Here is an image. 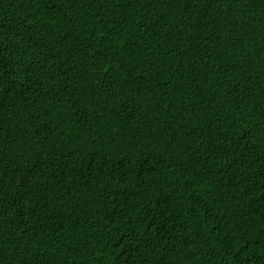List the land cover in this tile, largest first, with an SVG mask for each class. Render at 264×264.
<instances>
[{"label": "trees", "instance_id": "16d2710c", "mask_svg": "<svg viewBox=\"0 0 264 264\" xmlns=\"http://www.w3.org/2000/svg\"><path fill=\"white\" fill-rule=\"evenodd\" d=\"M0 264H264V0H0Z\"/></svg>", "mask_w": 264, "mask_h": 264}]
</instances>
